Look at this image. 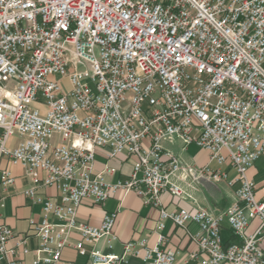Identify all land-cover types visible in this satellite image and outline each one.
I'll use <instances>...</instances> for the list:
<instances>
[{
  "label": "built area",
  "instance_id": "built-area-1",
  "mask_svg": "<svg viewBox=\"0 0 264 264\" xmlns=\"http://www.w3.org/2000/svg\"><path fill=\"white\" fill-rule=\"evenodd\" d=\"M174 136L234 167L235 203L217 213L164 208L162 191L183 195L172 180L179 171L195 181L226 178L183 164L162 145ZM102 147L108 158L134 157L128 180L108 182L116 172L108 164L93 171ZM263 155L264 0H0V162L24 168V194L43 214L29 221L36 248L0 222V264H18L19 250L34 253L32 264H77L62 257L65 247L92 264H131V253L143 264H177L158 245L169 219L200 226L191 237L195 264H264V201L251 175ZM14 180L1 170L0 186ZM41 185L56 186L59 200L37 193ZM119 189L159 209L154 246L142 238L127 241L123 255L104 253L99 243L117 240L116 214L99 225L77 219L83 200L103 203ZM224 225L234 237L227 243Z\"/></svg>",
  "mask_w": 264,
  "mask_h": 264
},
{
  "label": "crops",
  "instance_id": "crops-1",
  "mask_svg": "<svg viewBox=\"0 0 264 264\" xmlns=\"http://www.w3.org/2000/svg\"><path fill=\"white\" fill-rule=\"evenodd\" d=\"M17 141V138H13L9 142L10 146H15ZM162 145L166 150L175 154L185 165L195 167L209 165L211 168L226 174V178L218 182H208L205 180L195 181L184 170L175 173L172 180L180 185L183 195L175 197L168 191L161 192L162 204L168 211L207 209L217 213L224 211L237 201L236 192L239 188V182L236 181L237 173L230 163L218 165L215 161H210L208 151L202 149L197 143L193 142L185 146L183 141L176 136L165 138ZM109 151V147L96 149L93 171H101L108 164L116 168L115 173L105 174L108 182L115 183L128 180L133 171L134 157L123 154L108 158ZM3 168H8L13 173L15 180L12 184L0 186V222L5 223L17 233H27L29 247L36 248L39 243L38 237L32 231L29 221L31 218L37 221L43 219L42 205L33 203L24 194V190L31 185V182L23 167L13 165L9 158L4 157L0 162V180ZM39 175L44 177L46 173L40 171ZM251 175L257 186L256 198L264 201V155L254 164ZM259 176L260 178L257 180ZM37 193L55 201L60 198V190L56 186L41 185L37 188ZM107 213L116 214L115 232L117 240H115L112 248H109L105 242H100L98 245L100 251L123 255L124 245L127 241H138L142 238H147L149 246L158 243L157 222L160 219V211L152 204L145 203L144 199L135 191L125 192L123 189H119L115 193H111L105 202L99 204L90 199H85L77 209V219L81 222L99 225ZM255 224L253 222L248 231L251 232ZM200 232L201 228L197 223L192 222L186 227H179L169 219L161 230L164 240L158 245L163 250L176 253L177 264H195L191 254L198 247L191 237ZM222 234L226 243L234 239L226 225H224ZM71 238L79 240L80 234L73 232ZM13 244L14 242L11 240L9 245ZM18 257V264H32L35 259L33 252L22 254L21 250H19ZM62 257L77 264H92L88 256L79 254L72 247H65L62 251ZM127 259L131 264H143L141 255L135 253L127 255Z\"/></svg>",
  "mask_w": 264,
  "mask_h": 264
},
{
  "label": "rangeland",
  "instance_id": "rangeland-1",
  "mask_svg": "<svg viewBox=\"0 0 264 264\" xmlns=\"http://www.w3.org/2000/svg\"><path fill=\"white\" fill-rule=\"evenodd\" d=\"M64 85H65L67 88L70 87L68 79H65V80H64ZM259 178H260V176L257 177V180H258Z\"/></svg>",
  "mask_w": 264,
  "mask_h": 264
}]
</instances>
